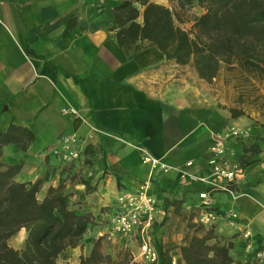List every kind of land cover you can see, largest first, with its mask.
I'll list each match as a JSON object with an SVG mask.
<instances>
[{
    "label": "crops",
    "instance_id": "1",
    "mask_svg": "<svg viewBox=\"0 0 264 264\" xmlns=\"http://www.w3.org/2000/svg\"><path fill=\"white\" fill-rule=\"evenodd\" d=\"M122 1L0 0V134L20 140L3 145L2 159L22 163L20 181L40 180L38 197L61 187L69 209L92 221L81 243L60 254L61 264H150L140 228L110 243L98 237L118 196L143 185L157 199L148 232L158 264H185L181 249L194 236L230 244L231 264H260L254 255L264 239V136L251 127L252 138H228L234 152L226 158L240 168L234 195L190 180L186 173L210 174L215 136L239 120L186 85L185 65L155 45L138 41L135 51L119 44L115 13ZM152 1L177 8L172 0ZM65 134L78 138L80 156L72 162L53 153ZM141 148L170 169L143 162ZM203 193L216 211L236 212L238 225L201 224ZM24 234L15 248L24 246Z\"/></svg>",
    "mask_w": 264,
    "mask_h": 264
},
{
    "label": "trees",
    "instance_id": "2",
    "mask_svg": "<svg viewBox=\"0 0 264 264\" xmlns=\"http://www.w3.org/2000/svg\"><path fill=\"white\" fill-rule=\"evenodd\" d=\"M170 8L152 0H123L116 7L119 44L138 51V41L155 45L169 61L190 64L198 77L214 81L223 67L264 80V0H176ZM199 6L190 29L180 25V11ZM141 19V21H140ZM232 117L243 114L232 109ZM33 135L26 136L31 141ZM20 142L0 134V264H61L60 254L81 243L92 221L69 209L61 187H49L39 199L40 180L20 181L22 163L2 159L5 143ZM25 228L22 248L9 240ZM194 236L182 247L185 264H231V245H209ZM94 258V254L91 258ZM81 264H89V260Z\"/></svg>",
    "mask_w": 264,
    "mask_h": 264
},
{
    "label": "built area",
    "instance_id": "3",
    "mask_svg": "<svg viewBox=\"0 0 264 264\" xmlns=\"http://www.w3.org/2000/svg\"><path fill=\"white\" fill-rule=\"evenodd\" d=\"M63 112L75 113V110L64 108ZM230 137L248 138L250 132L233 127L226 134L216 135L210 148V174L194 175L185 172L190 180L205 184L210 190H221L232 195L235 194L232 182L236 179L240 168L238 164H232L226 158L227 153L234 152L229 150L227 145ZM77 142L78 138L75 134H65L59 138L53 153L61 162H72L80 156ZM141 150L143 152V162L150 163L153 167L160 166L165 172L170 169L169 166L161 163L158 158L150 154L148 150L144 148H141ZM190 164L191 162L187 163V165ZM202 196L204 197L202 201L204 210L199 218L201 224L214 225L225 220L233 226L238 225L239 215L236 212L232 210L216 211L208 198V193H203ZM156 209L157 199L148 192L146 185L141 186L136 191L123 192L117 198V208L110 219L109 228L106 231L99 232L98 237L112 241L117 236H131L140 228L142 255L150 264H158L160 260L159 253L148 232L154 220ZM248 235V233L245 234L246 237ZM254 257L258 263L264 264V239L260 247L255 250Z\"/></svg>",
    "mask_w": 264,
    "mask_h": 264
},
{
    "label": "rangeland",
    "instance_id": "4",
    "mask_svg": "<svg viewBox=\"0 0 264 264\" xmlns=\"http://www.w3.org/2000/svg\"><path fill=\"white\" fill-rule=\"evenodd\" d=\"M172 1L177 4L176 0ZM196 8L192 7L180 11L183 20L180 23L182 27L191 28L194 16L202 11L198 6ZM184 68L186 85H196L203 96L215 103L223 112L231 113L232 109L243 111V114L235 117L239 122L235 123L233 127L248 130L250 132L248 138H252L254 135L251 127H255L254 130L258 132V135L264 136V80L259 81L244 71L240 72L234 68L223 67L214 81L206 82L198 78L196 71L190 64L185 65ZM226 133L228 131L224 134ZM260 143L263 146L260 148L264 156V140ZM39 199H41V195ZM25 230L23 228L21 232L10 238V245L17 247L25 237ZM104 240L106 243L111 242Z\"/></svg>",
    "mask_w": 264,
    "mask_h": 264
}]
</instances>
